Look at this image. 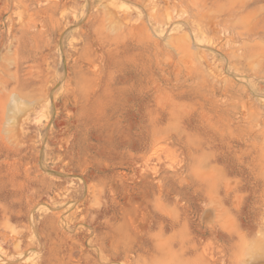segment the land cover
Returning a JSON list of instances; mask_svg holds the SVG:
<instances>
[{
    "label": "rangeland",
    "instance_id": "1",
    "mask_svg": "<svg viewBox=\"0 0 264 264\" xmlns=\"http://www.w3.org/2000/svg\"><path fill=\"white\" fill-rule=\"evenodd\" d=\"M202 1L0 0V264H264V0Z\"/></svg>",
    "mask_w": 264,
    "mask_h": 264
},
{
    "label": "bare ground",
    "instance_id": "2",
    "mask_svg": "<svg viewBox=\"0 0 264 264\" xmlns=\"http://www.w3.org/2000/svg\"><path fill=\"white\" fill-rule=\"evenodd\" d=\"M158 0H149V6L150 7H152L153 8V5L157 2ZM207 3H206V1L204 0V1H202V2H198L197 4L195 3L194 4V8H195V14H196V11L198 10V11H202V12H204V9H206L205 10V12H206V14H207V16L208 17H212L211 16V14L208 12V10H207ZM236 12H237V10H235V8H229V9H225L224 10V12H222V13H220L219 14V17H221L222 18V16L221 15H225V16H228V17H230V16H234V15H236ZM125 16H127V15H125ZM217 15H214L213 14V17H216ZM217 21H218V19H217ZM191 46V45H190ZM167 151H168V155H172V156H174V154H175V152L170 148V147H167V149H166ZM165 155V154H164ZM152 157V156H151ZM160 159H161V156H157L156 158H150L149 159V161H147V168H151V169H157V167L159 166V161H160ZM195 171H196V173L198 172L199 174H200V176H202V178H204V179H207V177H209L210 178V182H212V184L215 186V184H216V181L211 177V176H209V174L206 172V170L204 169V167H203V165H201V163H198L197 165H196V167H195ZM212 199V198H211ZM215 200H210L209 201V203H211V205H213L212 204V202H214ZM208 241V240H207ZM205 243H206V241H205ZM205 243H204V245H205ZM0 247H1V245H0ZM209 247H210V245H209ZM214 247H215V245H214ZM206 249V248H205ZM208 251H210V249L208 250ZM216 251H218V250H216ZM206 253H207V251H206ZM256 254H261V253H264V244H261V245H259L258 247H257V250H256V252H255ZM211 254V253H210ZM210 254H208V255H210ZM214 254V253H213ZM251 255H252V253H251ZM252 256H254V255H252ZM225 259V258H224Z\"/></svg>",
    "mask_w": 264,
    "mask_h": 264
}]
</instances>
